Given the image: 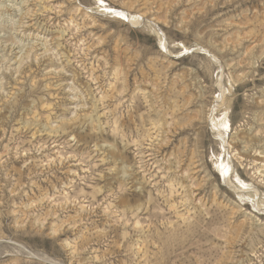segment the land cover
<instances>
[{
    "label": "rangeland",
    "instance_id": "1",
    "mask_svg": "<svg viewBox=\"0 0 264 264\" xmlns=\"http://www.w3.org/2000/svg\"><path fill=\"white\" fill-rule=\"evenodd\" d=\"M0 264H264V0H0Z\"/></svg>",
    "mask_w": 264,
    "mask_h": 264
},
{
    "label": "snow or ice",
    "instance_id": "2",
    "mask_svg": "<svg viewBox=\"0 0 264 264\" xmlns=\"http://www.w3.org/2000/svg\"><path fill=\"white\" fill-rule=\"evenodd\" d=\"M100 3L103 5V0H100ZM104 11H106V12H111V13H113V14L116 15V16H119V17H121V18H124L123 13H121V12H115V11H114L113 9H111V8H105ZM164 47H165V45L162 43V44H161V48L163 49ZM222 174L226 175V174H227V170L224 169V171H222Z\"/></svg>",
    "mask_w": 264,
    "mask_h": 264
},
{
    "label": "bare ground",
    "instance_id": "3",
    "mask_svg": "<svg viewBox=\"0 0 264 264\" xmlns=\"http://www.w3.org/2000/svg\"><path fill=\"white\" fill-rule=\"evenodd\" d=\"M222 134V133H221ZM228 183V182H227Z\"/></svg>",
    "mask_w": 264,
    "mask_h": 264
}]
</instances>
